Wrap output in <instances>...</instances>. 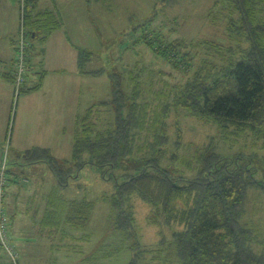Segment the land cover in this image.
Wrapping results in <instances>:
<instances>
[{"label":"trees","instance_id":"obj_1","mask_svg":"<svg viewBox=\"0 0 264 264\" xmlns=\"http://www.w3.org/2000/svg\"><path fill=\"white\" fill-rule=\"evenodd\" d=\"M178 1L159 2L163 7ZM215 3L225 10L221 11V42H206L216 60L195 63L190 53L195 43L190 39H164L155 44L150 38L137 39L135 43L144 39L153 55L163 57L173 70H163L158 81L150 72L144 76L142 71L135 73L136 65L124 69L125 77L112 75L111 97L89 105L75 117L69 160L59 161L43 147L22 153L20 158L28 165L46 163L56 180V187L45 197L41 220L52 241L62 227L81 229L90 220L93 201L66 200L59 193L68 186L71 169L79 171L90 166L102 179L114 181V194L101 200L110 205V225L120 237L129 233L136 239V200L149 206L148 218L154 225L179 227L170 238L161 236L151 247H142L137 241L129 245L133 254L125 264H264V227L258 218L255 220L256 214H264L260 203L264 196V156L254 150L248 154L236 151L229 156L220 151L222 144L232 147L241 141L247 148V141L253 146L264 145V0ZM35 7L36 0H26L19 22L27 43V70L34 44L44 42L60 25L53 13L34 14ZM155 15L156 11L152 17ZM218 17L214 15V22L220 20ZM17 39L18 33L12 65ZM77 52L80 72L98 76L105 71L103 67H87L94 58L91 50ZM174 72H182L185 77L172 84L162 80L172 78ZM6 78L13 84V74ZM157 83V89L153 88ZM27 84L19 94L39 89V81L32 87ZM182 116L209 123L217 130L192 154L183 147ZM139 161L143 167L128 171ZM64 165L68 167L63 169ZM261 168L263 176L256 179L254 174ZM252 188L255 190L248 203ZM9 227L8 218V234ZM110 248L109 244H101L90 258L92 263H88L102 264L122 249L121 245L115 251ZM14 249L17 264H21L19 252ZM2 260L11 264L8 254L1 250Z\"/></svg>","mask_w":264,"mask_h":264},{"label":"rangeland","instance_id":"obj_2","mask_svg":"<svg viewBox=\"0 0 264 264\" xmlns=\"http://www.w3.org/2000/svg\"><path fill=\"white\" fill-rule=\"evenodd\" d=\"M16 1L18 4V0ZM159 1L93 0L89 2L86 13L93 26L92 28L88 27L90 23L86 25L84 22L82 33L83 40L87 42V44L85 42L83 44L91 48L89 50L94 53V58L87 67H103L105 71L98 76L84 74L81 95H69L66 89L69 88L70 81L58 77L59 74L66 77L68 73L63 70L56 73L50 66L47 74L37 80L33 78L34 70L31 72L28 70V74L25 75L28 87H32L34 81L40 83L41 80L37 93L21 92L15 98L12 88L11 103L8 106L7 115L4 114V111L6 113L4 103L0 102V164L4 158L6 160V185L3 202L5 213L10 221L9 235L15 247L27 242L22 238L23 233L27 232L29 227L35 226L34 221H36L32 220L31 216H37V219L41 218L45 197L56 187V180L48 165L46 163L28 165L20 158L22 153L33 147H43L48 148L52 157L59 161L69 160L72 156L71 146L75 123L73 115L83 113L91 100H104L111 97L112 75L117 74L125 77L127 73L124 72V69L136 65L135 73L142 71L144 76L150 72L158 81L157 77H160L163 70H173L163 57L153 55V52L143 42L145 38L152 39L154 44L157 41L162 42L164 39L167 41H174L178 38L190 39L195 43L194 47L190 49L195 63L200 60H216L215 52L207 50L206 42H221L223 38L224 21L222 20L224 18L221 16L223 7L215 3L220 0H179L173 6L165 4L163 7ZM154 11H156V15L152 17ZM84 15L86 14L84 13ZM214 15H218L220 20L214 22ZM151 17L152 21L148 22L147 20ZM19 30L20 25H18L17 33ZM142 37L144 39L141 43H135ZM227 41L231 42L228 39ZM50 60L52 61V59ZM26 68H28L27 65ZM158 70L162 71L157 72ZM173 74L172 78L162 77V80H167L172 84L181 79L182 75L184 76L182 72ZM4 81L7 86L10 85L9 81ZM159 85L157 83L153 85V88ZM25 94H29L30 98L26 96L25 98H29V100L23 104L21 101ZM70 97H72L71 101ZM22 104L23 108L21 109ZM180 121L181 136L185 142L183 147L189 154L198 149L196 146L207 144L209 137L217 133L216 128L211 124L194 120V118L188 119L182 116ZM247 143L249 148L244 146L243 141L232 147L222 144L220 151L229 156L236 151H244L243 153L248 154L254 150L258 156H264L263 144L258 143L257 146H253L252 141H247ZM242 162L244 163V161ZM66 167L64 165L63 169ZM141 167H143V162L139 161L135 167H131L128 171ZM262 169L261 172L254 174L256 179L262 178ZM254 190L252 188L249 192L248 203L251 202V193ZM114 192V181L102 179L95 167L86 166L79 171L71 169L68 186L61 189L60 196L66 200L87 199L93 201L94 206L90 220L79 229L89 232V239L81 240L84 244L80 242V245H83L84 253L79 250L78 244L68 240L67 244L70 250H60L67 253L62 260L64 264H85L81 259L82 256L86 252H92L96 246L98 247V244L104 242H107L113 251L120 245L122 247L115 256H112L110 264H125L133 254L129 245L132 246L135 241L142 247H151L161 236L170 238L171 232L179 229L177 226L154 225L148 218L150 216L149 206L141 200H136L133 224L136 239L129 233L126 234V237H120L121 235L119 236L110 225L113 223L109 221V217L113 213L110 205L101 200L103 196H112ZM261 201V205H264V196ZM14 208L15 210H13ZM257 218L261 221L260 225L264 227V214H256L255 220ZM32 229H29L33 236L29 241L37 245L33 251L41 250L45 244L40 234L33 233ZM11 235L14 237L12 238ZM74 245L78 250H75ZM93 252L96 253V251ZM33 259L35 260V256ZM90 262L92 263V261Z\"/></svg>","mask_w":264,"mask_h":264},{"label":"crops","instance_id":"obj_3","mask_svg":"<svg viewBox=\"0 0 264 264\" xmlns=\"http://www.w3.org/2000/svg\"><path fill=\"white\" fill-rule=\"evenodd\" d=\"M91 1L93 0H36V7L33 13H53L58 18L60 25L50 32L44 42L34 44L35 47L34 51L31 53V60L29 64L30 72L32 70L35 71L33 72L34 80L45 76L48 72V68L51 66L53 68L52 70L56 73L61 70L68 73L66 77L62 76L63 74H59L58 77L70 81V86L68 89H66V92H68L69 95H81V88L83 84L82 77L84 74L78 70L77 49H91L88 45L83 44L84 42L87 44V42L83 40L82 33L84 22H86V25L90 23L88 27L92 28L93 26V24L89 22L90 20L88 14L86 13L89 7L87 5ZM84 13L86 15H84ZM19 19V8L17 1L0 0V102L4 103V105H2L5 106L6 113L4 111V114L6 115L8 113V106L11 103L10 99L13 88L12 82L6 77H8L9 74H13L12 61L14 58V41L16 39ZM50 59H52V61ZM91 62L92 61H90L89 64H91ZM88 68L93 70L97 67L90 66ZM87 75L93 76L91 74ZM4 80L9 81L10 85L7 86V83ZM26 83H28V81ZM37 83L38 81H34L32 86H35ZM40 84L41 80L39 85ZM37 92L38 89L28 91L27 93L32 94ZM29 94L24 95L21 103L26 104L30 98ZM26 96L29 98H25ZM71 98L72 97L69 98L70 101ZM98 101L100 100H91L89 105L97 103ZM23 104L21 109L23 108ZM77 114L73 115L74 122ZM13 210H15V208ZM43 216V213L41 214L40 219H37V216H31L32 220H36L34 221L35 226L29 227L27 232L23 233L22 238L26 239L27 242L24 245H17L16 247L20 255V260H22V262H20L21 264H64L62 260L65 258L67 253L60 250H70V248L65 245L68 240L75 243L76 245L78 244L77 247L82 251V253H84L83 245H80V242H82L81 240L89 239L88 231L79 229H65L62 227L60 232L54 236L55 240L52 241L51 236L49 235L48 237L49 230H45L41 226V220ZM30 228H33L31 230L33 233L40 234L41 239L45 244L43 248L44 250L38 249L33 251L37 245L29 241L33 237L30 233ZM66 232H69V236L65 235ZM13 237L14 236H12V238ZM54 243H59V245H55ZM104 243L108 245L107 242ZM100 245L101 244H98V247L96 246L92 252H86L84 256H82L81 259L85 262V264H89L88 262L91 261V256L93 253H95L93 251H97ZM75 250H78L76 246ZM34 253L36 255H33ZM33 256H35V260L33 259ZM110 260L111 259H105L102 261V264H110ZM1 263L3 264L4 260L0 261V264Z\"/></svg>","mask_w":264,"mask_h":264},{"label":"built area","instance_id":"obj_4","mask_svg":"<svg viewBox=\"0 0 264 264\" xmlns=\"http://www.w3.org/2000/svg\"><path fill=\"white\" fill-rule=\"evenodd\" d=\"M19 10H20V20L22 18V12L25 10L26 0H18ZM20 25V24H19ZM23 28L20 26V30L18 33L17 39V50L15 55V64H14V81H13V92L15 98L18 96L20 88L26 83V55L25 50L27 47V43H25L23 38ZM6 160L5 158L1 161L0 164V251L6 252L10 258L11 264H17V254L15 252L14 246L10 240L8 234V218L5 213V207L3 202L4 197V187L6 185Z\"/></svg>","mask_w":264,"mask_h":264}]
</instances>
